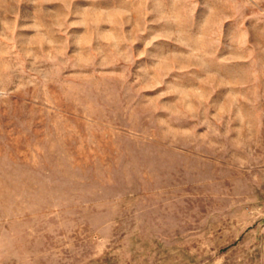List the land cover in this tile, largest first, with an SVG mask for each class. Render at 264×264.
Masks as SVG:
<instances>
[{
    "label": "rangeland",
    "instance_id": "374dc122",
    "mask_svg": "<svg viewBox=\"0 0 264 264\" xmlns=\"http://www.w3.org/2000/svg\"><path fill=\"white\" fill-rule=\"evenodd\" d=\"M0 264H264V0H0Z\"/></svg>",
    "mask_w": 264,
    "mask_h": 264
}]
</instances>
